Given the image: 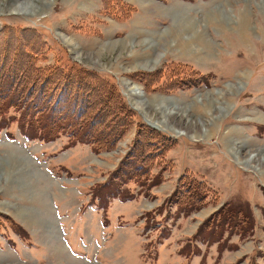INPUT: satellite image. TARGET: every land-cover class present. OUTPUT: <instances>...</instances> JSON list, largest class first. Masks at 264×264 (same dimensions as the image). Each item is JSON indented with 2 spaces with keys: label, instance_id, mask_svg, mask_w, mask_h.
<instances>
[{
  "label": "rangeland",
  "instance_id": "374dc122",
  "mask_svg": "<svg viewBox=\"0 0 264 264\" xmlns=\"http://www.w3.org/2000/svg\"><path fill=\"white\" fill-rule=\"evenodd\" d=\"M1 33L10 53L31 50L39 70L60 63L109 79L136 120L159 123L175 145L166 168L151 169L161 174L152 191L137 194L130 181L121 189L133 199L102 201L92 190L131 149L135 125L95 154L66 133L27 137L9 109L0 116V264H264V0H0ZM26 55L19 49V63ZM157 70L149 86L133 75ZM185 176L207 188L180 220L164 203ZM226 201L250 205L252 235L226 240L246 254L195 241Z\"/></svg>",
  "mask_w": 264,
  "mask_h": 264
},
{
  "label": "trees",
  "instance_id": "16d2710c",
  "mask_svg": "<svg viewBox=\"0 0 264 264\" xmlns=\"http://www.w3.org/2000/svg\"><path fill=\"white\" fill-rule=\"evenodd\" d=\"M21 48L27 53V60L23 63H19L17 57ZM11 51L5 33H1L0 116L10 109L19 114L16 121L27 137L52 141L66 133L70 146L76 142L87 143L96 154L114 147L135 125L131 149L110 173V178L95 187L92 194L102 201L110 196L125 201L133 199L134 193L121 189L123 184L136 182L142 189L137 194H148L153 186L159 184L161 174H152L151 169L160 161L166 168L168 162L164 156L175 142L136 120L135 113L127 106L115 83L79 66L58 63L39 70L32 66L34 58L30 56L31 50L28 53L21 44V47ZM176 67L172 65L173 69ZM55 71L58 74L54 76ZM38 72H42L43 76L40 77ZM133 75L147 86L158 83L163 77L160 70L135 72ZM10 119L15 120L13 117ZM75 120L80 121L75 123ZM184 179L181 182L183 186L178 184L164 203L176 206V217L179 214L188 216L203 206L205 193L202 195L201 191L207 188L196 177L186 181L185 176ZM253 225L247 201H226L202 221L194 237L209 243L218 242L219 252L223 248L236 249V244L227 247L226 240L233 234L245 239L252 235ZM224 231H227V237L221 243Z\"/></svg>",
  "mask_w": 264,
  "mask_h": 264
},
{
  "label": "crops",
  "instance_id": "0c3cea01",
  "mask_svg": "<svg viewBox=\"0 0 264 264\" xmlns=\"http://www.w3.org/2000/svg\"><path fill=\"white\" fill-rule=\"evenodd\" d=\"M210 212H212V211H209V212L205 213L204 215L209 214ZM195 215H196L195 213L192 214V216H195ZM202 217H203V215H202ZM182 218H183V217L178 218V219L183 220ZM200 218H201V217H200ZM234 240H235V239H234ZM232 241H233V240H232ZM233 242H236V241H233ZM215 246H216V243H215ZM241 248H242V245L239 244V248H238L237 250L239 251ZM237 250H236V251H237ZM226 252H227V251H226ZM226 252H224L223 255H225ZM240 252H244V254H246V250H240ZM239 255H240V253H239Z\"/></svg>",
  "mask_w": 264,
  "mask_h": 264
},
{
  "label": "bare ground",
  "instance_id": "6f19581e",
  "mask_svg": "<svg viewBox=\"0 0 264 264\" xmlns=\"http://www.w3.org/2000/svg\"><path fill=\"white\" fill-rule=\"evenodd\" d=\"M24 4V3H23ZM26 4V3H25ZM25 4L24 5H22L21 4V8H25ZM29 7V6H28ZM242 21H243V19H242ZM244 23V22H243ZM182 45V44H181ZM139 90H141V89H139ZM142 91V90H141ZM136 94H137V92H135ZM142 93H143V91H142ZM139 106L143 109V110H145L144 109V107H143V104H139ZM135 107V106H134ZM135 108H137V107H135ZM137 109H139V108H137ZM171 112V111H170ZM146 119V118H145ZM146 120H149V118L148 119H146ZM150 122V121H149ZM150 123H155L154 121H152V122H150Z\"/></svg>",
  "mask_w": 264,
  "mask_h": 264
}]
</instances>
